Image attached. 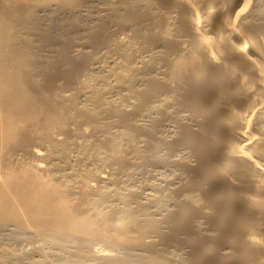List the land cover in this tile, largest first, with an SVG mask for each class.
Instances as JSON below:
<instances>
[{
    "label": "bare ground",
    "instance_id": "obj_1",
    "mask_svg": "<svg viewBox=\"0 0 264 264\" xmlns=\"http://www.w3.org/2000/svg\"><path fill=\"white\" fill-rule=\"evenodd\" d=\"M0 232L264 264V0H0Z\"/></svg>",
    "mask_w": 264,
    "mask_h": 264
},
{
    "label": "rangeland",
    "instance_id": "obj_2",
    "mask_svg": "<svg viewBox=\"0 0 264 264\" xmlns=\"http://www.w3.org/2000/svg\"><path fill=\"white\" fill-rule=\"evenodd\" d=\"M72 162H74V161H71V163ZM120 176V175H119ZM122 176V175H121ZM120 176V177H121ZM141 174H139V172L138 171H136V172H133L132 173V177H130L129 179L131 180H137V181H139V180H141L142 178H141ZM123 177V176H122ZM124 178V177H123ZM126 178H128V176L126 177ZM134 178V179H133ZM4 232H0V264H66L67 262V264H77L78 262H80V263H83L84 262V264H95L96 262H97V260L95 259L94 260V256H95V254L97 253V249H100V248H103V246H101V245H98L97 244V246L95 245V244H93V246L91 245V246H89V247H86V249H85V247H82V249L84 250H82L83 252H85V253H80V255H82L81 257H80V255L79 256H77V258L75 257L74 259L72 258V257H68L69 258V260H67V259H65V258H67V256H69V255H64L63 256V258H64V260H62V261H60V262H58L57 261V263H56V259H54V258H56L55 256H57V257H59V256H62L63 254L62 253H60V251L59 250H57L52 244H50V243H48V242H45V241H41L40 239H38V242H37V239L36 238H34L33 239V243H32V239H30L29 237H27V235L26 234H21V235H15V236H13L12 237V235L13 234H9V233H5V234H3ZM23 235L25 236V237H23ZM17 237V238H16ZM18 237H20V238H22V239H20V238H18ZM27 237V238H26ZM29 238V239H28ZM40 240V241H39ZM36 243V244H35ZM35 246H34V245ZM40 245V246H39ZM32 246V247H31ZM37 246V247H36ZM96 246V247H95ZM35 247V248H34ZM38 248V249H37ZM89 248H91V249H89ZM36 249V250H35ZM93 249V250H92ZM106 249H108V251L111 249H109V247H107ZM35 251V253H34V251ZM40 252H39V251ZM71 250H73V252L70 251ZM68 250V252L69 253H73V254H75L76 252H75V250L73 249V248H71L70 247V249ZM112 250V253H115V248L114 249H111ZM28 252H31V253H28ZM39 252V254H37V253ZM75 252V253H74ZM92 252H94L93 254H91ZM34 253V254H33ZM42 253V254H41ZM46 253L48 256L50 255L51 256V258L52 259H50L46 254V257H48V258H46L45 256H43L44 254ZM58 253V254H57ZM32 255V257H31V255ZM54 254H56V255H54ZM61 254V255H60ZM29 255V256H28ZM37 255V256H36ZM41 257H40V256ZM53 255V256H52ZM85 257H84V256ZM39 256V257H38ZM26 257V258H25ZM29 257V258H28ZM38 257V258H37ZM46 258V259H43V258ZM82 257H84V259L82 258ZM91 257V258H90ZM41 258V259H40ZM72 258V259H71ZM38 259V260H37ZM48 259V260H47ZM93 259V260H92ZM19 260V261H18ZM36 260V261H35ZM41 260V261H40ZM43 260V261H42ZM58 260V259H57ZM71 260H73V262H71L70 263V261ZM79 260V261H78ZM18 261V262H17ZM46 261V262H45ZM76 261V262H75ZM35 262H37V263H35ZM62 262H64V263H62ZM79 263V264H80Z\"/></svg>",
    "mask_w": 264,
    "mask_h": 264
}]
</instances>
